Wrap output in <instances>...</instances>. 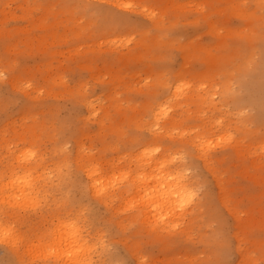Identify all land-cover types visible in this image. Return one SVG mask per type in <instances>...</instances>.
<instances>
[{
	"label": "rangeland",
	"instance_id": "1",
	"mask_svg": "<svg viewBox=\"0 0 264 264\" xmlns=\"http://www.w3.org/2000/svg\"><path fill=\"white\" fill-rule=\"evenodd\" d=\"M81 1L0 0V183L10 179L13 165L22 173L18 168L22 162L35 163L30 173L34 177L41 174L29 175L32 190L38 197L40 192L37 206L32 208L35 201L30 199L12 203L0 199V222H9L4 225L13 229L12 235L3 231L7 242L5 234L0 235L5 240L0 241V264H66L70 258L61 257V250L66 249L63 240L73 236L69 231L74 218L79 224L74 226L82 228H75L81 231L75 237L82 233L80 241L97 244L91 248L95 253L86 245L91 251L84 259L94 258L86 259L91 264H264V0ZM9 148L15 154L19 148L29 149L33 155L26 152L28 156L19 158L26 154L22 150L24 155L17 159ZM149 149L154 153L150 155ZM142 150L148 156L141 163L148 157L159 166L152 160L144 166L133 160ZM92 157L105 173L111 165L119 170L109 169L110 173L127 167L128 178L179 167L193 189L188 198L195 192L190 197L194 200L183 204L189 210L179 209L186 213L175 218L179 222L173 219L178 224L161 219L150 228L152 217L142 222L141 206H127L133 190L130 196L123 193L126 203L123 197L110 204L90 195L91 179L84 169ZM158 157L171 167L165 169ZM133 177L123 182L122 190ZM153 206L150 211L160 212ZM174 210L178 213L177 207ZM130 214L137 218L129 219ZM59 223H70V230ZM55 225L68 232L58 234L61 227ZM14 232L24 236L19 235L21 243ZM28 235L37 244L45 238L42 250L48 251L55 241L61 249L53 244L49 254L56 255H47L34 245L33 251L42 253L33 254L37 258L33 259L32 249H26L30 257L25 250L31 241ZM12 236L16 241L9 239ZM49 239H55L51 245Z\"/></svg>",
	"mask_w": 264,
	"mask_h": 264
},
{
	"label": "bare ground",
	"instance_id": "2",
	"mask_svg": "<svg viewBox=\"0 0 264 264\" xmlns=\"http://www.w3.org/2000/svg\"><path fill=\"white\" fill-rule=\"evenodd\" d=\"M2 1H5V0H2ZM68 1V0H67ZM73 1H75V0H73ZM78 1V0H77ZM80 2H82L81 0H79ZM8 2V1H7ZM65 2V1H64ZM63 2V3H64ZM5 3V2H4ZM63 3H62V5H63ZM77 3V2H76ZM75 3V4H76ZM65 4V3H64ZM87 4V3H86ZM3 5V4H2ZM30 5V4H29ZM35 5H36V3H35ZM61 5V6H62ZM70 5V4H69ZM79 5V4H78ZM88 6V5H87ZM1 7V6H0ZM65 7H66V5H65ZM67 7H69V6H67ZM66 7V8H67ZM79 8V7H78ZM26 9H28V8H26ZM74 9V8H73ZM72 12V11H71ZM85 12V11H84ZM73 16V15H72ZM71 18V17H70ZM89 27V26H88ZM87 27V28H88ZM80 31V30H79ZM148 31V30H147ZM72 32V31H71ZM80 33V32H79ZM148 33V32H147ZM78 34V33H77ZM76 34V35H77ZM81 35H82V33H81ZM78 36V35H77ZM79 37V36H78ZM77 37V38H78ZM146 40V39H145ZM206 52V51H205ZM87 53V52H86ZM82 55V54H81ZM84 56H85V54H83ZM88 56V55H87ZM256 65V64H255ZM260 67V66H259ZM262 69V68H261ZM263 70H264V68H263ZM262 70V71H263ZM247 71V70H246ZM256 72V71H255ZM244 73V72H243ZM263 73V72H262ZM264 75V74H263ZM54 76V75H53ZM57 76V75H56ZM61 77V76H60ZM260 77V76H259ZM263 77V76H262ZM54 78V77H53ZM249 78V77H248ZM9 79V78H8ZM7 80V79H6ZM46 80L48 81V79L46 78ZM251 83V82H250ZM56 84V83H55ZM61 84V83H60ZM257 84H258V82H257ZM260 84V83H259ZM63 85V84H62ZM48 86V85H47ZM64 86V85H63ZM60 87H61V85H60ZM51 88V87H50ZM177 88V87H176ZM68 90V89H67ZM71 91L70 92H72V89H70ZM48 91V90H47ZM51 92V91H50ZM67 93V92H66ZM174 93V92H173ZM177 93V92H176ZM237 93H239V92H237ZM179 94V93H178ZM177 94V95H178ZM74 95V94H73ZM77 95H78V93H77ZM172 95H175V94H172ZM71 96H72V94H71ZM174 97V96H173ZM84 99V98H83ZM86 99V98H85ZM94 101V100H93ZM88 102V101H87ZM86 102V103H87ZM84 104H85V101L83 102ZM93 103L94 102H92V105H93ZM183 103V102H182ZM87 104H89V103H87ZM91 104V103H90ZM96 104V103H95ZM33 105V104H32ZM89 107V106H88ZM90 108H91V106H90ZM29 110V109H28ZM92 110H93V108H92ZM95 110V109H94ZM89 111V110H88ZM161 112H163V110H160ZM94 112V111H93ZM93 112H91V113H93ZM165 112V111H164ZM29 114V113H28ZM27 114V115H28ZM31 114V113H30ZM158 114H159V116L161 115L159 112H158ZM158 114L157 115H155L154 117L157 119V116H158ZM163 115H165V113H163L162 114V116ZM23 116H26V115H23ZM158 116V117H159ZM164 117V116H163ZM27 118V117H26ZM102 118V117H101ZM100 118V119H101ZM160 118V117H159ZM81 119V118H80ZM169 119H171V117L169 118ZM168 119V120H169ZM0 120H1V118H0ZM80 121V120H79ZM164 121V120H163ZM2 122V121H1ZM4 122V121H3ZM100 122H101V120H100ZM167 122V121H166ZM10 123V122H9ZM170 124H173V122H169ZM169 124V125H170ZM176 126H177V124L176 123H174ZM39 125V124H38ZM166 125H168V124H166ZM180 125V124H179ZM178 125V127H180ZM44 126V125H43ZM172 126V125H171ZM170 126V127H171ZM175 126V127H176ZM2 127V126H1ZM5 127V126H4ZM11 127H13L12 125H11ZM25 127V126H24ZM23 127V128H24ZM29 127V126H28ZM32 127V126H31ZM36 127H37V125H36ZM165 127H167V126H165ZM164 127V128H165ZM174 127V126H173ZM173 127H172V129H173ZM15 129H16V127H14ZM30 128V127H29ZM28 128V129H29ZM35 128V127H34ZM177 128V127H176ZM13 129V128H12ZM27 129V128H26ZM25 129V130H26ZM43 129V128H42ZM116 129V128H115ZM114 129V130H115ZM172 129H170V131L172 130ZM175 129V128H174ZM173 129V130H174ZM178 129L179 128H177V130L176 131H178ZM17 130V129H16ZM19 130H21L20 128L18 129V131ZM29 130H31V129H29ZM116 130H118V129H116ZM165 130V129H164ZM173 130H172V132H173ZM181 130V129H180ZM1 131V130H0ZM13 131V130H12ZM48 131V130H47ZM165 131H169V130H165ZM182 131H184V132H186L185 130H182ZM182 131H181V133H182ZM180 132V131H179ZM19 133V132H18ZM26 133V132H25ZM15 134V133H14ZM50 134V133H49ZM113 134V133H112ZM167 134H168V132H167ZM2 135H4V134H2ZM21 135V134H20ZM117 135V134H116ZM1 136V135H0ZM25 136V135H24ZM112 136V135H111ZM2 137H4V136H2ZM18 137V136H17ZM113 137V136H112ZM120 137V136H119ZM24 138V137H23ZM153 139V138H152ZM78 140V139H77ZM76 140V141H77ZM154 140V139H153ZM79 141V140H78ZM77 141V142H78ZM80 143V142H79ZM105 143H107V142H105ZM112 144V143H111ZM61 145V144H60ZM156 144H154L153 145V147L152 148H154V147H156L155 146ZM80 146V145H79ZM147 146V145H146ZM167 146V145H166ZM77 147H78V145H77ZM76 147V148H77ZM106 147V146H105ZM104 147V148H105ZM109 147H110V145H109ZM145 147V145L143 146V148ZM159 147V146H158ZM167 147H169V146H167ZM60 148V147H59ZM80 148V147H79ZM112 148H114V147H112ZM142 147L141 148H138V150L139 149H143ZM179 148V147H178ZM177 148V149H178ZM181 148V147H180ZM54 149H56V147L54 148ZM106 149V148H105ZM144 149H146V148H144ZM156 149H158L157 147L155 148V152H156ZM171 149V148H170ZM7 150V149H6ZM10 150H12V149H8V151H9V153H14V155H15V157L17 158V156L20 154V155H24V153L22 154L21 152H22V150H23V148H19L18 150H17V153L15 154V152H12V151H10ZM19 150H20V153H19ZM57 150V149H56ZM55 150V151H56ZM102 150V149H101ZM172 150H174V149H171V152H174V151H172ZM7 151V152H8ZM23 151H25V153L26 152H28V153H26L25 155H24V157H22V156H20L19 158H25V156H28V155H33V153H32V150H31V152H29L30 150L28 149V151H27V149H25L24 148V150ZM137 150H135L134 152H136ZM140 151V150H139ZM145 151V150H144ZM158 151V150H157ZM170 151V150H169ZM168 151V156H167V159L168 160H170V163L172 162L171 160H172V155H170V152ZM175 151L177 152V150L175 149ZM180 151V150H179ZM178 151V153L180 154V152ZM34 152V151H33ZM84 151H82L81 153H83ZM142 153L141 154H143L144 152H143V150L141 151ZM145 152H148V151H145ZM150 152H153V151H150V149H149V154L151 155V153ZM176 152H174V153H176ZM182 152V151H181ZM56 153H57V151H56ZM59 153V152H58ZM77 153H79V152H77ZM154 153V152H153ZM152 153V154H153ZM162 153H164V152H162ZM164 153V154H165ZM178 153H176V154H178ZM28 154V155H27ZM62 154V153H61ZM80 154V153H79ZM78 154V155H79ZM84 154V153H83ZM129 154V156H130V153H128ZM136 154V153H135ZM135 154H134V157H133V160H135V159H137V162H140L141 161V159H144L145 158V156H148V155H146L147 153H144L145 155L143 156V155H141L140 153V155L143 157H141L140 158V155L138 154V156H139V158H140V160L138 159V156H137V154H136V156H137V158H136V156H135ZM157 154V153H156ZM165 154V155H166ZM172 154V153H171ZM17 155V156H16ZM41 155V154H40ZM54 155V154H53ZM60 155V154H59ZM62 155H65V154H62ZM89 155H91V154H89ZM95 155V154H94ZM127 155V154H126ZM154 155V154H153ZM152 155V156H153ZM169 155L171 156L170 158L171 159H169ZM175 155V154H174ZM183 155V154H182ZM75 156H77L76 154H75ZM85 156V155H84ZM84 156L82 157V158H84ZM92 156V155H91ZM96 156V155H95ZM98 156V155H97ZM150 156L149 158H153V157H155L156 158V155L155 156ZM158 156H161V154L159 155V153H158ZM35 157V156H34ZM41 157H43V155L41 156ZM62 157V156H61ZM60 157V158H61ZM79 157V156H78ZM86 157V156H85ZM90 157V156H89ZM122 157V156H121ZM121 157H119L118 159H120ZM124 157V156H123ZM162 157V156H161ZM163 157H165L164 155H163ZM162 157V158H163ZM178 157V156H177ZM36 158V157H35ZM53 158V157H52ZM59 158V159H60ZM76 158V157H75ZM148 158V157H147ZM146 158V160L147 161H143L142 163H143V166H144V162H151V160L154 162V160L153 159H151V160H148ZM18 159V158H17ZM26 159H27V157H26ZM58 159V158H57ZM79 159V158H78ZM77 158L75 159V160H78ZM124 159V158H123ZM158 159H159V157H158ZM167 159H161V163H160V159L158 160L159 161V164L160 165H162V166H165V169L167 168H169V167H171V166H168V167H166L167 165H164L165 163L167 164V163H169V161L167 160ZM174 159V158H173ZM21 160V159H20ZM29 160V159H28ZM51 160H54V159H51ZM55 160H56V158H55ZM74 160V161H75ZM88 160V163H87V166L88 167H86V169H84L86 172H87V174H86V172L84 173L86 176L88 175V177L91 179V182L89 183V187H90V189H92V192H91V196H93L92 195V193H95L97 196H100L104 201H102L101 200V202H109V200H110V202L114 199V198H120V197H123V196H126V195H124L123 193H126V194H128L129 193V196L131 195L130 194V192L133 190V196H130V202H129V204L131 203V206L130 205H127V206H129V207H131V208H133V207H139V206H141L142 207V215L144 216V218L141 220V218L143 217H141L140 216V219L139 220H141L142 222H147L146 220L144 221V219H148L149 220V217L151 216L154 220H152V218L150 219V220H152V221H148V222H151L150 224H151V226H150V228H154L152 225H156L157 224V220H161V219H163V221L164 220H166V219H168V221L166 222V221H164V222H166V223H168L169 222V224L172 222L173 224H178L177 222H179V220L177 221L176 219H178V217H180L181 215H184V213H186V212H184L183 213V211H185V210H183L186 206H184L183 204L185 203V205H187L186 204V202H189L191 199H190V197L191 196H195V192H193V195H191L189 198H188V196L191 194V191L193 190H191V188H192V186H190L191 188H189V186H188V184L189 183H187L188 182V179L187 180H184V178L186 177H183V175H182V173L180 174V171H177L178 170V168L176 167V165H178V164H176L175 165V167L177 168V170H166V171H164V169L163 170H159L160 168H158L157 169V171L154 173V170H153V173H152V171H151V169H153V168H149L150 169V171H151V173H149V171H148V174H147V172L145 173H142V172H138V173H136L135 175H132V176H129V178H131V177H133L132 178V180H131V182H130V184L128 185V186H123L124 187V189L122 190V184H123V182L128 178V173H129V170L127 169V167H126V169H127V172H125V170L123 171L122 170V168H121V170L123 171H118V173L116 172H109L108 170L110 169L111 171L113 170V169H116L117 167H115V168H112L113 166H115V165H111L112 164V162L110 161H108L109 163H110V165H111V167L110 166H108L107 168H109L108 170H106V168H105V170L108 172V173H105L104 172V170L102 169V167L99 165V163H97L94 159H93V157L92 158H90V159H87ZM96 160H98V159H96ZM139 160V161H138ZM166 161L167 160V162H165V163H163L162 161ZM176 160H177V158H176ZM22 161V160H21ZM25 161V160H24ZM56 161H58V160H56ZM81 161H83V160H81ZM99 161V160H98ZM157 161V160H156ZM155 161V162H156ZM174 161V160H173ZM49 162H51L50 160H49ZM78 163L80 162V161H77ZM85 163H86V160L84 161ZM136 162V163H137ZM152 162V165L154 164V166H156L157 165V163L155 164V162L153 163ZM46 163V162H45ZM45 163H43L44 164V167L46 166V164ZM58 163H59V161H58ZM65 163H67V162H65ZM81 163V162H80ZM141 163V162H140ZM141 163V164H142ZM174 163V162H173ZM173 163H171V165L173 164ZM42 164V163H41ZM42 164V165H43ZM53 164H56V162L55 163H53ZM148 165V163H145V165ZM34 166L35 165V163L34 164H31V166ZM49 165H51V164H48V166ZM57 165V164H56ZM64 165V164H63ZM82 165V164H81ZM84 165V164H83ZM103 165H105V164H103ZM107 165V164H106ZM109 165V164H108ZM138 165H139V163H138ZM149 165H151V163L149 164ZM169 165V164H168ZM12 166V165H11ZM10 166V167H11ZM29 164H24V162H22L21 163V165L20 164H18V168L19 169H21L22 168V173H17L16 171H15V167H14V165H13V168H11L10 169V173H9V177H10V179H7V181H5L4 179H2V180H4V182H2L1 181V183H0V199L2 198L3 199V197H4V199H5V201H9V202H16V199L18 200V199H20V200H29V201H31V202H34L35 201V203H33V205H32V208L34 207V204H35V206H37L38 205V203H40V202H38V200H40V198L39 197H41L40 196V192H39V197H38V195H36L35 194V192L32 190V183H31V179H32V177L33 178H38V177H40L41 178V174L39 175V173H38V175H35L36 177H34V174L33 175H31L32 173H31V171H32V169H33V167H31ZM52 166V165H51ZM85 166H86V164H85ZM116 166H118L119 167V165H117V163H116ZM157 166H159V165H157ZM53 167H54V165H53ZM59 167V166H58ZM65 167H67V166H65ZM77 167V166H76ZM139 167H140V165L138 166V169H139ZM142 167V166H141ZM148 167V166H147ZM151 167V166H150ZM161 167V166H160ZM175 167H173V168H175ZM181 167V166H180ZM41 168V167H40ZM56 168H57V166H56ZM79 169H80V171H81V168H80V166L78 167ZM103 168H104V166H103ZM112 168V169H111ZM164 168V167H163ZM39 169V168H38ZM45 169V168H44ZM48 169V168H47ZM47 169H45V170H47ZM58 169V168H57ZM70 169V168H69ZM82 169V170H83ZM154 169H156V167L154 168ZM162 169V168H161ZM185 169V168H184ZM183 169V170H184ZM42 170V169H41ZM59 170V169H58ZM117 170H119L118 168H117ZM141 170V169H140ZM143 170V169H142ZM159 170V171H158ZM36 171V170H35ZM43 171V170H42ZM48 171V170H47ZM52 171V170H51ZM51 171H49V173L51 172ZM4 172H6L5 170H4ZM3 172V173H4ZM34 172V171H33ZM39 172H40V170H39ZM53 172H54V170H53ZM181 172H185V171H181ZM2 173V174H3ZM31 173V174H30ZM35 173V172H34ZM41 173V172H40ZM78 173V172H77ZM131 173V172H130ZM8 174V173H7ZM14 174V175H13ZM46 174V173H45ZM184 174V173H183ZM186 174V173H185ZM184 174V175H185ZM12 175V176H11ZM32 176L31 177V179L29 178L30 176ZM50 175H52L51 173H50ZM77 175V174H76ZM187 175V174H186ZM8 176H7V178H8ZM46 176V175H45ZM47 176H48V173H47ZM54 176V175H53ZM2 178V177H1ZM29 178V179H28ZM49 178V177H48ZM128 178V179H129ZM78 179V178H77ZM89 179V180H90ZM193 179V178H192ZM34 180V179H33ZM130 180V179H129ZM52 181V180H51ZM79 181V180H78ZM87 181H88V179H87ZM187 181V182H186ZM33 182V181H32ZM36 182V181H35ZM40 182V181H39ZM43 182V181H42ZM47 183V182H46ZM54 183H56V182H54ZM60 183V182H59ZM77 183V182H76ZM38 184V183H37ZM44 184H45V181H44ZM52 184V183H51ZM57 184V183H56ZM125 184V183H124ZM42 185V184H41ZM67 185V184H66ZM189 185H191V184H189ZM48 187H49V185H47ZM51 186V185H50ZM55 186V185H54ZM60 186V185H59ZM77 186V185H76ZM121 186V187H120ZM42 187V186H41ZM34 188V187H33ZM39 188V187H38ZM44 188V187H43ZM13 189H14V191L15 192H13ZM36 189V188H35ZM57 189V188H56ZM37 190V189H36ZM43 190V189H42ZM189 190H190V192H189ZM38 191V190H37ZM66 191H67V189H66ZM65 191V192H66ZM85 191H87V190H85ZM7 192H8V194H7ZM34 192V193H33ZM88 192V191H87ZM86 192V193H87ZM38 193V192H37ZM45 193V195H46V191L44 192ZM43 193V194H44ZM34 194V195H33ZM42 194V193H41ZM42 194V195H43ZM88 194V193H87ZM39 198H37L36 196ZM59 195V194H58ZM123 195V196H122ZM36 198H35V197ZM95 196V195H94ZM43 197V196H42ZM45 197V196H44ZM35 198V199H34ZM74 198V197H73ZM72 198V199H73ZM100 198V199H101ZM127 198V197H126ZM125 198V199H126ZM127 198V199H128ZM192 198H194V197H192ZM7 199V200H6ZM32 199H34V200H32ZM54 199V198H53ZM98 199H99V197H98ZM126 199V200H127ZM187 199H189V201L187 200ZM195 199L197 200V198L195 197ZM43 200H44V198H43ZM120 200V199H119ZM123 200H124V197H123ZM192 200H194V199H192ZM191 200V201H192ZM0 201H2V200H0ZM191 201L189 202L190 204H191ZM36 202H37V205H36ZM109 202V203H110ZM113 202H118V200L117 201H113ZM119 202H121V200L119 201ZM118 202V203H119ZM124 202H125V200H124ZM123 201L121 202V203H123V204H125L126 202H128V200L124 203ZM197 202V201H196ZM199 202V201H198ZM2 203V202H1ZM0 203V204H1ZM6 203V202H5ZM10 203V204H11ZM17 203H21L22 204V202L20 201V202H18L17 201ZM17 203H14V204H16L17 205ZM43 203V202H42ZM46 203V202H45ZM71 203V202H70ZM70 203H69V205H70ZM193 203V202H192ZM23 204H27V203H23ZM32 204V203H31ZM105 204V203H104ZM111 204V203H110ZM123 204H119L120 206L122 205V206H124ZM152 204H154V206L152 205ZM196 204V203H195ZM6 205H8L9 206V203L7 204L6 203ZM19 205V204H18ZM55 205V204H54ZM114 204H112V206H113ZM115 205H117V204H115ZM119 205L117 206V207H119ZM153 206V208H158V211H160V212H157V213H154V211L152 212V211H150L151 210V208H152V206ZM184 206L183 208H179V207H181V206ZM13 205L11 204V206L10 207H12ZM19 206H23V205H19ZM25 206H27V205H25ZM28 206H29V204H28ZM56 206V205H55ZM111 206V205H110ZM111 206V209L114 207H112ZM191 206V205H190ZM189 206V207H190ZM2 207V206H1ZM13 207H15L14 209H16V206H13ZM29 207H31V205L29 206ZM64 207V206H63ZM126 207V206H125ZM125 207H124V209H125ZM151 207V208H150ZM176 207L178 208V213L175 211L176 210ZM188 207V206H187ZM187 207H186V211L187 210H189V208L187 209ZM5 208L6 207H4V210L1 208V210H3V212H5ZM20 208V207H19ZM22 208V207H21ZM20 208V209H21ZM26 209V207H23L22 209ZM119 208H121V207H119ZM127 209H128V207H126ZM194 208H196V207H194ZM64 209V208H63ZM70 209H72L71 207L68 209L69 211H70ZM75 209V208H74ZM114 210H118L117 208L115 209V207L113 208ZM122 209H123V207H122ZM140 210L139 211H141V208H139ZM173 209H175L174 211L175 212H173ZM179 209H181V210H183L181 213H179L180 212V210ZM17 210V209H16ZM19 210V209H18ZM27 211H28V209H26ZM129 210H131V209H128V211ZM138 209H136V211H137ZM157 210V209H156ZM191 210V209H190ZM7 211V210H6ZM9 211H12V209L11 210H9ZM15 211V210H14ZM30 211V210H29ZM34 211V210H33ZM65 211V210H64ZM135 211V212H136ZM13 212V211H12ZM58 212V211H57ZM66 212V211H65ZM75 212H77V210H75ZM125 212H126V209H125ZM70 213H72V212H70ZM70 213H69V215H70ZM128 213V212H127ZM129 213H131V212H129ZM133 213H134V211H133ZM8 214V213H7ZM12 214V213H11ZM124 214V213H123ZM0 215H3V214H0ZM14 216H15V214H13ZM66 215V214H65ZM69 215H67L68 217L67 218H69ZM196 215H197V213H196ZM70 216H72V215H70ZM74 216V215H73ZM123 216V215H122ZM130 216H131V214L129 215V219H131L132 218V216H131V218H130ZM18 217V216H17ZM75 217V216H74ZM74 217H72V219L74 218ZM77 217V216H76ZM192 217V216H191ZM195 217H197V216H195ZM4 218V217H3ZM15 218V217H14ZM64 217H62L61 219L62 220H64L63 219ZM65 218H66V216H65ZM126 218V217H125ZM134 218V217H133ZM132 218V219H133ZM137 217H135L134 219H136ZM176 218V219H175ZM184 218V217H183ZM182 217H181V219H183ZM11 220H12V216H11V218H10ZM61 219H59V220H61ZM71 219V220H72ZM128 219V218H127ZM126 219V220H127ZM173 219H175L177 222H175V221H173ZM180 219V220H181ZM185 219V218H184ZM189 219H192V218H189ZM6 220V219H5ZM67 220V219H66ZM70 220V221H71ZM77 220V219H76ZM7 221H8V219H7ZM10 221V220H9ZM140 221V222H141ZM162 221V222H163ZM184 221V220H183ZM189 221V220H188ZM59 222V221H58ZM61 222V221H60ZM64 222V221H63ZM68 222V221H67ZM67 222H65V223H67ZM72 222V221H71ZM75 222V218H74V220H73V222L71 223L72 224V226H71V228H73L74 229V232H71V231H69L71 234H73V236L72 235H68V236H70L69 237V240H66V239H68V236H67V238L65 239V240H63V241H67L66 242V244L65 245H67V246H65L64 244H63V241H61V243L64 245V248L66 247V249L65 250H61V257H62V254L64 255V256H66V257H68V261H67V263L70 261V263L71 264H77V263H80L81 264V262L82 261H80L82 258L84 259V254H86L87 253V251H91L92 249L91 248H93V245H96L97 246V244H89V243H91V242H89L88 241V244H86V239L85 238H83V242L82 241H80V238L82 237V233H81V235H80V237H78V235L75 237V235H76V231H75V228H77L78 226H74V224H77L76 222ZM78 222V221H77ZM161 221H160V224L162 223ZM182 222V221H181ZM180 222V223H181ZM7 223V222H6ZM5 222H3V224H2V222H0V235H4L5 233H3V231L4 232H7V233H9L10 235H12L11 233L13 232V229H12V227L10 228V226L9 227H7L6 225L9 223H7L6 224ZM14 223V222H13ZM16 223V222H15ZM21 223H23V221L21 222ZM62 223V222H61ZM61 223H59V224H61ZM184 223H185V221H184ZM4 224H6V225H4ZM11 224V223H10ZM9 224V225H10ZM58 224V223H57ZM68 224H70V223H68ZM68 224H66V225H63V224H61V225H63V227L65 226H67V228L69 229V225ZM70 224V225H71ZM158 224H159V222H158ZM168 224V226L170 227V225H172V224H170L169 225ZM16 225H19V224H16ZM15 225V226H16ZM77 225H79V224H77ZM143 225V224H142ZM20 226H21V224H20ZM25 226V225H24ZM55 226H57L58 228H60L61 226L59 225H55ZM54 226V227H55ZM141 226V225H140ZM175 226V228H176V225H174ZM39 227V226H38ZM37 227V228H38ZM63 227H61L60 229H58V234L59 233H64V229H63ZM171 227H173V226H171ZM189 227H191V226H189ZM13 228H15V227H13ZM25 228V227H24ZM24 228L22 229L23 231H24ZM44 228V227H43ZM42 228V229H43ZM48 228V227H47ZM79 228H81L80 226L78 227V229ZM166 228L167 229H169L168 227H167V224H166ZM187 228V227H186ZM11 229V233H10V230ZM33 229V228H32ZM45 229V228H44ZM48 229H50V228H48ZM51 229H52V227H51ZM50 229V230H51ZM55 229V228H54ZM53 229V230H54ZM57 229V228H56ZM55 229V230H56ZM66 229V228H65ZM82 229V228H81ZM171 229V228H170ZM173 229H174V227H173ZM190 229V228H189ZM14 230H17V229H14ZM26 230V229H25ZM29 231H30V229H28ZM39 230V229H38ZM45 230H47V229H45ZM61 232H60V231ZM70 230V229H69ZM33 231H35V229H33ZM33 231H31V232H33ZM49 231V230H48ZM157 231V230H156ZM159 231V230H158ZM169 231V230H168ZM30 232V233H31ZM40 232V231H39ZM41 232H42V230H41ZM40 232V233H41ZM43 232H44V230H43ZM51 232V231H50ZM54 232H57V231H54ZM66 233L68 232V231H65ZM79 232H81L80 230H79ZM78 232V233H79ZM15 233L16 232H14V235H15ZM18 233H19V231H18ZM18 233H16L17 235H18ZM45 233H47V232H44V234ZM51 233H53V231L51 232ZM50 233V236L52 235ZM69 233V234H70ZM77 233V234H78ZM23 234V233H22ZM36 234V233H35ZM57 234V233H56ZM60 234V235H61ZM9 235V236H10ZM13 235V236H14ZM17 235H15V237H17ZM20 236H22L21 234H19ZM18 235V237H17V239L19 240V243H21L20 242V238H22V237H24V236H22V237H20ZM24 235V234H23ZM41 235V234H40ZM43 235V234H42ZM46 235V234H45ZM44 235V236H45ZM48 235V234H47ZM53 235H55L54 233H53ZM65 234H63L62 236H64ZM67 235V234H66ZM5 236H7V234H5L4 235V239H5ZM12 236V237H13ZM29 236V235H28ZM38 236V235H37ZM43 236V237H44ZM59 236V235H58ZM57 236V237H58ZM62 236H60V237H62ZM85 236V235H84ZM12 237H10L9 239H15L14 237L12 238ZM26 237V236H25ZM30 237V236H29ZM34 237H36L35 235H34ZM33 237V239H35ZM52 238H53V236H51ZM51 237H49V238H51ZM60 237H58V238H60ZM78 237V238H77ZM2 238V237H1ZM2 238V239H3ZM26 238H28V237H26ZM38 237H36V240H39L40 242H41V240L42 239H37ZM87 238V237H86ZM1 239V240H2ZM23 239V238H22ZM21 239V240H22ZM29 239H31V237L29 238ZM45 239V238H44ZM44 239H43V242H44ZM47 239H48V237H47ZM55 239H56V237H55ZM54 239V240H55ZM60 239H62V238H60ZM79 239V240H78ZM82 239V238H81ZM0 240V241H1ZM6 240V242L8 241V238H6L5 239ZM5 240H2V241H4L5 242ZM17 240V241H18ZM26 240V239H25ZM50 240V239H49ZM49 240H48V242H49ZM53 239L52 240H50V242H49V245H51L50 243H52V241H54ZM58 240V239H57ZM91 240V239H90ZM10 241H14V240H10ZM15 241H16V239H15ZM34 241V240H33ZM32 241V239H31V241L29 242V246H26L25 247V250L26 249H32V248H34V245H35V247L36 248H34V250L35 249H37L38 247H40L41 245L40 244H42V247L44 248V243L42 242V243H40V244H37L36 243V241H34L33 242ZM39 241H38V243H39ZM3 242V243H4ZM23 242H25V241H23ZM31 242H32V244H33V246L31 247L30 245H31ZM47 242V241H46ZM56 242L57 241H55V244H56ZM60 242V241H59ZM2 243V242H1ZM9 243V242H8ZM7 243V244H8ZM11 243V242H10ZM14 244L16 243V242H13ZM13 243H11L10 245H12ZM34 243H36V244H34ZM61 243H58V244H61ZM6 244V243H5ZM13 244V245H14ZM27 244V243H26ZM47 244V243H46ZM54 244V243H53ZM52 244V245H53ZM55 244H54V246H55ZM10 245H8V246H10ZM17 245H19V244H17ZM28 245V244H27ZM48 245V244H47ZM48 245V246H49ZM52 245L50 246V248H49V250H52ZM86 245H88V246H90L89 248L91 249H89ZM5 246H7V245H5ZM21 246V245H20ZM38 246V247H37ZM56 246H58L57 244H56ZM55 246V247H56ZM139 246V245H138ZM29 247V248H28ZM42 247H40V251L42 250L41 248ZM59 248H60V245L58 246ZM61 247H62V245H61ZM103 247V246H102ZM10 248H12V247H10ZM10 248H7V250L8 249H10ZM14 248H15V246H14ZM20 248V247H19ZM95 248V247H94ZM94 248H93V250H94ZM24 249V247H22V250ZM45 249V248H44ZM53 249H54V247H53ZM55 249H58V248H55ZM54 249V250H55ZM61 249V248H60ZM60 249H58L59 251H60ZM136 249V248H135ZM49 250L47 251V248H46V250H42V252L44 253V252H46L47 251V255H51L52 253H55V252H52V251H50L51 253L49 254ZM93 250L90 252V253H92L93 252ZM27 252H28V250H26ZM30 251H33V249L32 250H30ZM39 251V249H37V252ZM58 251V252H59ZM14 252H16L15 250H14ZM20 252H21V250H20ZM26 252V254L29 256V254H31V257H33L32 255L34 254V255H37V257H38V255L40 254V253H42V252H40V253H38V254H36L37 252L36 251H33V252H28L27 253ZM36 252V253H35ZM57 252V253H58ZM12 253H13V251H12ZM23 253H24V250H23ZM93 253H95V252H93ZM21 254V253H20ZM25 254V253H24ZM23 254V255H24ZM89 254V253H88ZM13 255V254H12ZM19 255V254H18ZM45 255V254H44ZM54 255V254H53ZM55 255H56V253H55ZM58 255H59V253H58ZM92 256L94 255V254H91ZM14 256V255H13ZM39 256H41V254L39 255ZM42 256H43V254H42ZM63 256V258H65ZM87 256V255H86ZM89 256V255H88ZM87 256V257H88ZM20 258H22L21 256H19ZM26 257V256H25ZM30 257V256H29ZM45 257V256H44ZM46 257H48V256H46ZM59 257V256H58ZM89 257H91V256H89ZM16 258H17V254H16ZM27 258V257H26ZM34 258H36L35 256L33 257V259ZM42 258V257H41ZM50 258H52V257H49V259ZM97 258V257H96ZM102 258H104V257H102ZM23 259V258H22ZM28 259V258H27ZM37 259V258H36ZM39 259H40V257H39ZM43 259V258H42ZM45 259V258H44ZM87 258H85L84 260H86ZM91 259H94V258H92L91 257ZM90 259V260H91ZM19 260V259H18ZM52 260V259H51ZM58 260V259H57ZM59 260H62V258L61 259H59ZM67 260V259H66ZM88 261H90L89 260V258L87 259ZM86 260V261H87ZM103 260V259H102ZM112 260V259H111ZM110 260V262H112ZM16 261V260H15ZM21 261V260H20ZM27 261V260H26ZM30 260H28V262H29ZM35 261V260H34ZM80 261V262H79ZM86 261H83L84 263H86ZM87 261V263L89 264L90 262H88ZM93 261H95V260H93ZM92 261V262H93ZM23 262H25V261H23ZM33 262V261H32ZM42 262V261H41ZM40 262V264H42ZM46 262H47V260H46ZM59 262V261H58ZM61 262V261H60ZM82 262V263H83ZM97 262V261H96ZM102 262V261H101ZM100 262V263H101ZM109 262V263H110ZM17 263V262H16ZM31 263V262H30ZM54 263V261L51 263V264H53ZM65 263H66V261H65ZM66 263V264H67ZM83 263V264H84ZM64 264V263H63ZM69 264V263H68ZM91 264V263H90Z\"/></svg>",
	"mask_w": 264,
	"mask_h": 264
}]
</instances>
